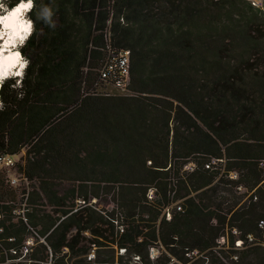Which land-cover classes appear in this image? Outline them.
Here are the masks:
<instances>
[{"label":"trees","instance_id":"1","mask_svg":"<svg viewBox=\"0 0 264 264\" xmlns=\"http://www.w3.org/2000/svg\"><path fill=\"white\" fill-rule=\"evenodd\" d=\"M30 1L0 152L24 150L18 172L55 200L21 207L0 169V264H264L263 10ZM126 49L129 93L105 94L99 70Z\"/></svg>","mask_w":264,"mask_h":264},{"label":"rangeland","instance_id":"2","mask_svg":"<svg viewBox=\"0 0 264 264\" xmlns=\"http://www.w3.org/2000/svg\"><path fill=\"white\" fill-rule=\"evenodd\" d=\"M248 1V0H247ZM3 5L2 4H0V7H2ZM26 12V11H25ZM25 12H24V14H25ZM25 16V18L26 19H28V20H31L29 17H28V15H27V13L24 15ZM27 21V20H26ZM29 25H31L30 27V29H29V31L32 29L33 30V28H34V26H33V24H32V22L30 21H28L27 22ZM31 23V24H30ZM28 33V32H27ZM17 47H19V46H17ZM19 49V48H18ZM20 51V50H19ZM20 53H21V51H20ZM24 59V57H23V54L21 53V59L19 60V68H21L22 69V67H23V64H24V61L25 60H23ZM19 70V72L21 73L22 72V70ZM18 83V80H16V84ZM103 87L105 88V90H107L108 92H111V93H115V94H117V93H121L118 89H116V88H114V87H112L111 85H109V84H104L103 83ZM24 154V150H21V152L18 154V155H16L15 156V164H14V167L12 168V170H11V172L10 173H7L6 171V175H9V174H13L15 177H17L18 178V180L14 183V184H11V185H24L25 187H26V196L24 197V199L21 201L22 202V206L21 207H24V206H28L29 207V209H30V211H33V210H35V209H38V208H42V207H51L50 205H51V201H54L55 199H53V198H50V196H46L45 194H44V192L43 191H41V190H39L38 188H37V186H36V183L35 182H31V181H27V179L26 180H24L23 178H22V174L21 173H19L18 171V163H21L22 161H21V156ZM216 161V160H215ZM217 162V161H216ZM193 165V163H191V162H189V163H187L186 165H184V168H186V169H189L190 168V166H192ZM217 165V164H216ZM223 165L222 164H220V165H217V169H218V171H219V173H218V175H222V173H223ZM3 170H5V169H3ZM229 177H235V173L234 172H230L229 173V175H228ZM218 177V176H217ZM224 177H227V176H224ZM217 179V178H216ZM18 187L19 189H18V195L20 196V194H19V192L20 191H23L22 190V187ZM239 189V191L240 192H244L245 190L243 189V188H238ZM248 196V194L244 197V199L246 198ZM101 205H103V203H101ZM21 210V209H20ZM263 230H264V226H263ZM220 241H222V239L220 240ZM236 242H238V243H240V240H237ZM26 244H31V241L30 240H28V241H26ZM121 251H119L118 253H120ZM149 253H150V257L151 258H153L154 256H156V254H158L159 253V249H157V248H154V249H150V251H149ZM192 255H193V257H194V255L196 254L195 252H193V253H191ZM90 255H91V253H90ZM195 258V257H194ZM184 264H188V263H184Z\"/></svg>","mask_w":264,"mask_h":264},{"label":"built area","instance_id":"3","mask_svg":"<svg viewBox=\"0 0 264 264\" xmlns=\"http://www.w3.org/2000/svg\"><path fill=\"white\" fill-rule=\"evenodd\" d=\"M253 6L259 7L264 12V0H248ZM129 50L118 51L112 54L113 62H106L99 70V77L101 79L110 78L112 81V87L118 89L123 94H128L129 83ZM109 94V92H104ZM15 155L0 152V169H5L7 173H10L15 164ZM11 184H14L18 178L13 174L7 175ZM24 180L26 177L22 176ZM264 220H260L259 225L262 226Z\"/></svg>","mask_w":264,"mask_h":264},{"label":"bare ground","instance_id":"4","mask_svg":"<svg viewBox=\"0 0 264 264\" xmlns=\"http://www.w3.org/2000/svg\"><path fill=\"white\" fill-rule=\"evenodd\" d=\"M27 0H23L17 7L13 10H11L9 13H7L3 18H1V22L3 23V27H11L13 28V32H9L6 30H3L6 34H12L11 39H14V34H17L18 32L20 34L29 32V29L31 28L26 20H22L20 18V11L22 8H26L28 6ZM15 5V6H16ZM30 22V21H29ZM32 30V29H31ZM5 42H8V39L5 40ZM4 50L3 48L1 51ZM16 63V54L14 52H1L0 53V65L3 67H10L13 66Z\"/></svg>","mask_w":264,"mask_h":264},{"label":"clouds","instance_id":"5","mask_svg":"<svg viewBox=\"0 0 264 264\" xmlns=\"http://www.w3.org/2000/svg\"><path fill=\"white\" fill-rule=\"evenodd\" d=\"M30 1V0H29ZM30 4H31V1H30ZM28 20V19H27ZM30 21V20H29ZM31 24V23H30ZM30 32H31V30L28 32V33H25V35H24V38H23V40H22V42L18 45L19 47L21 46V44H23L24 42H25V40L27 39V37L29 36V34H30ZM19 47H17V49L19 48ZM20 50V48L18 49V51ZM20 52V51H19ZM21 54V53H20ZM20 59H21V56H20ZM23 60H25V59H23ZM24 64H25V61H24ZM24 64H23V67H24ZM23 67H22V69H23ZM21 69V68H20ZM19 69V70H20ZM21 69V70H22ZM21 73L19 72V74L17 75V76H19ZM15 76V75H14ZM7 78V77H6ZM4 80H5V78H1L0 79V88H1V86H2V83L4 82Z\"/></svg>","mask_w":264,"mask_h":264}]
</instances>
